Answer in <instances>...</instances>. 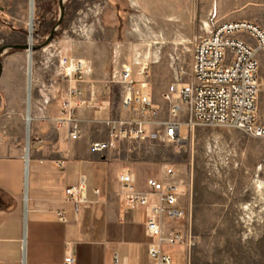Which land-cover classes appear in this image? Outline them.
Masks as SVG:
<instances>
[{
	"label": "rangeland",
	"instance_id": "374dc122",
	"mask_svg": "<svg viewBox=\"0 0 264 264\" xmlns=\"http://www.w3.org/2000/svg\"><path fill=\"white\" fill-rule=\"evenodd\" d=\"M238 21L264 27V0H34L32 19L31 0H0V48L32 47L7 50L1 58L2 68L24 69L25 84L19 111L0 84L4 141L25 151L35 142L28 102L40 94L28 77L30 68L40 76L46 69L47 80L72 61L89 67L104 58L112 67L132 66L139 75L135 87L147 82L154 102L162 106L170 85L191 79L194 43L219 25ZM258 57L259 115L264 118V54ZM113 94V106L122 114V94L117 87ZM186 114L183 107L182 121ZM182 132L187 139L179 145L123 140L115 162L126 170L144 169V176L155 179L173 167L175 176L164 184L180 188L184 216L178 228L193 242L178 247L181 264H264V139L222 125Z\"/></svg>",
	"mask_w": 264,
	"mask_h": 264
},
{
	"label": "crops",
	"instance_id": "0c3cea01",
	"mask_svg": "<svg viewBox=\"0 0 264 264\" xmlns=\"http://www.w3.org/2000/svg\"><path fill=\"white\" fill-rule=\"evenodd\" d=\"M23 71L5 65L0 77L7 102L17 111L25 100ZM121 71V65L112 67L104 58L85 67L78 80L60 77L62 71H52L46 80V69L43 76L31 70L28 77L31 82L34 78L40 94L28 108V120L34 122L31 149L5 142L3 122L0 127V264H66L69 256L74 264H159L148 255L154 240L146 234L147 213L127 212L119 199L120 174L130 173L134 188L143 193L149 192L152 176L116 163L120 144L102 154L90 148L109 139L107 120L125 115ZM116 87L122 94V114L113 106ZM70 98L79 105L77 141L56 124L64 100ZM82 176L88 181V204L76 213L65 192ZM158 180L166 182L165 177ZM58 210L67 212L68 223L58 221ZM165 250L172 255V264H181L180 248Z\"/></svg>",
	"mask_w": 264,
	"mask_h": 264
},
{
	"label": "built area",
	"instance_id": "2783aa9c",
	"mask_svg": "<svg viewBox=\"0 0 264 264\" xmlns=\"http://www.w3.org/2000/svg\"><path fill=\"white\" fill-rule=\"evenodd\" d=\"M259 53L264 54V27L249 21L219 25L214 32L194 43L191 79L177 81L168 87L162 95L165 107L154 102L147 82L135 87L133 67L124 65L120 84L124 90L125 115L105 122L109 139L92 144V151L105 153L123 140L155 139L179 145L187 139L182 132L184 127L193 130L197 126H229L250 137L264 139V118L259 115L262 88ZM62 71L65 79H79L85 65L82 61H72V65L63 67ZM140 75H144V71ZM78 106L71 98L64 100L62 116L56 120L59 128L68 129L72 141L79 140L81 134L76 118ZM183 107L186 121L180 118ZM174 176L173 167H168L165 179L171 180ZM119 181L122 208L127 212L144 210L147 213L146 234L154 240L148 246L149 258L159 264H172V255L166 247L193 245L192 239H187L178 228L184 213L180 209L177 186H166L165 182L151 178L147 181L149 192L143 193L134 188L130 173L120 174ZM87 192L86 176L66 189L67 202L74 206L76 213L88 204ZM56 216L59 222L68 223L65 210H58ZM168 221L177 225L170 227ZM65 263L74 264V259L69 256Z\"/></svg>",
	"mask_w": 264,
	"mask_h": 264
},
{
	"label": "water",
	"instance_id": "95a60500",
	"mask_svg": "<svg viewBox=\"0 0 264 264\" xmlns=\"http://www.w3.org/2000/svg\"><path fill=\"white\" fill-rule=\"evenodd\" d=\"M31 27L33 28V23H32V20H31ZM54 33V31H53ZM52 33V34H53ZM10 49H14V50H23V51H30L32 50V47L30 45H7V46H4L2 48H0V77H1V74H2V63H1V58L3 56V54L7 51V50H10Z\"/></svg>",
	"mask_w": 264,
	"mask_h": 264
},
{
	"label": "bare ground",
	"instance_id": "6f19581e",
	"mask_svg": "<svg viewBox=\"0 0 264 264\" xmlns=\"http://www.w3.org/2000/svg\"><path fill=\"white\" fill-rule=\"evenodd\" d=\"M33 12H34V0H31V19L33 17ZM31 40V39H30ZM29 57H31V55H29ZM29 63H30V67H31V58L29 60ZM31 73V68L29 69V74ZM30 79V77H29ZM31 82V80H30ZM31 84V83H30ZM29 90H30V86H29ZM30 105V99H29V102H28V107ZM28 122L30 123V119L28 120ZM178 193L180 192V188L177 189Z\"/></svg>",
	"mask_w": 264,
	"mask_h": 264
}]
</instances>
